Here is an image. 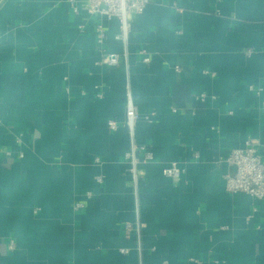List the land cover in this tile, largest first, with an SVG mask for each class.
<instances>
[{
    "label": "crops",
    "instance_id": "crops-1",
    "mask_svg": "<svg viewBox=\"0 0 264 264\" xmlns=\"http://www.w3.org/2000/svg\"><path fill=\"white\" fill-rule=\"evenodd\" d=\"M131 19L128 64L108 67L116 19L99 44L100 19L66 0H0V264H264V199L229 192L222 159L264 149V0H150ZM128 85L155 156L137 191Z\"/></svg>",
    "mask_w": 264,
    "mask_h": 264
},
{
    "label": "built area",
    "instance_id": "built-area-1",
    "mask_svg": "<svg viewBox=\"0 0 264 264\" xmlns=\"http://www.w3.org/2000/svg\"><path fill=\"white\" fill-rule=\"evenodd\" d=\"M71 6L74 13H79L82 8L88 14V16L98 17L100 20L96 23L97 42L103 44L106 38V28L103 20L116 19L118 21L119 32L116 35L118 40H121L124 44L123 51L120 52H108L100 50V56L96 64L104 65L108 67L119 66L122 62L128 64V52L127 42L129 38V32L131 28V16L143 12L146 6L150 3V0H66ZM83 25H80V29H83ZM250 50L246 53L250 54ZM140 53L144 55L143 61L148 63L150 57L147 55L145 49L140 50ZM176 70H179V65L175 66ZM258 88L257 94L260 93ZM207 98L206 93H200L196 95V99L204 101ZM264 106V101H262ZM139 118V111L134 104L132 95L127 92V108L122 125L125 126L130 136V146L124 154V158L128 164L127 172L131 177L132 184L137 191L139 183V165L153 161L155 158L153 150L141 144L137 141L135 126ZM120 124L114 119L107 120V127L110 131H115L119 128ZM196 157L199 154H195ZM234 169L232 173L224 175L226 189L229 192H244L256 199H264V149L260 142L252 137L245 139L242 146L231 149L223 158ZM97 162L100 160L97 158ZM165 176L179 180L185 172V169L177 162L171 161L165 165L162 169ZM97 182L103 181L102 175L96 176ZM88 196L92 193L88 192ZM83 206L82 202H76L74 208L78 209ZM125 229L127 231L135 230L137 238L141 236V224L137 219L136 223L126 222ZM139 242V241H138ZM14 246V243H11ZM138 249L141 251L140 243H138ZM123 253H127L128 249L122 248Z\"/></svg>",
    "mask_w": 264,
    "mask_h": 264
}]
</instances>
